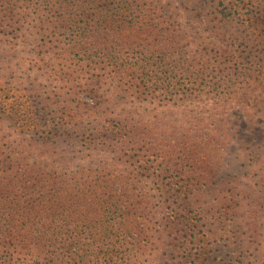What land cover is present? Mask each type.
I'll list each match as a JSON object with an SVG mask.
<instances>
[{
  "label": "rangeland",
  "instance_id": "obj_1",
  "mask_svg": "<svg viewBox=\"0 0 264 264\" xmlns=\"http://www.w3.org/2000/svg\"><path fill=\"white\" fill-rule=\"evenodd\" d=\"M76 1L0 0V264H264V0Z\"/></svg>",
  "mask_w": 264,
  "mask_h": 264
},
{
  "label": "trees",
  "instance_id": "obj_2",
  "mask_svg": "<svg viewBox=\"0 0 264 264\" xmlns=\"http://www.w3.org/2000/svg\"><path fill=\"white\" fill-rule=\"evenodd\" d=\"M73 4L76 6V8L81 9L82 7H84L85 4V0H82V2H73ZM82 5V6H81ZM97 3L95 2V0H93L92 2V6H96ZM94 12H96V10H94ZM93 12H91L88 16H91ZM123 14H120V18H123ZM93 18V17H92ZM91 18V21H92ZM76 19L79 21H82L83 19L85 20H89V18L87 16H83V14L81 13L80 15L76 16ZM86 23H90L89 21H87ZM139 61H143L144 64L146 65L149 62V58L145 57L143 60H139ZM135 66V65H134ZM164 81V80H163ZM164 83V82H163ZM27 174H23V178H26ZM22 197H24V203L26 205V207L24 206V208H28L31 211L36 210L37 213L40 215L41 218H43L44 216H49L51 215L52 210V201L50 198V192L45 190V188L41 187L38 188L37 190H31L30 188H28L25 184L22 185ZM10 194V192L8 193V195ZM97 198L99 199V201L102 203V205H104L105 207H107V203H108V199L105 198L104 194H99L97 195ZM106 211L108 212L107 208H105ZM113 209L117 210L118 206L115 203V206L113 205ZM30 211V212H31ZM109 211H110V207H109ZM49 213V214H48ZM41 236H46L47 233H41Z\"/></svg>",
  "mask_w": 264,
  "mask_h": 264
}]
</instances>
